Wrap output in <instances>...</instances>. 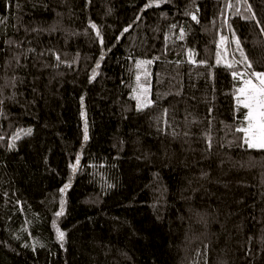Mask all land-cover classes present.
Here are the masks:
<instances>
[{
    "label": "trees",
    "instance_id": "obj_1",
    "mask_svg": "<svg viewBox=\"0 0 264 264\" xmlns=\"http://www.w3.org/2000/svg\"><path fill=\"white\" fill-rule=\"evenodd\" d=\"M148 3L0 0V264H264V152L240 146L225 66L235 33L264 71L242 18L264 25V0Z\"/></svg>",
    "mask_w": 264,
    "mask_h": 264
},
{
    "label": "snow or ice",
    "instance_id": "obj_2",
    "mask_svg": "<svg viewBox=\"0 0 264 264\" xmlns=\"http://www.w3.org/2000/svg\"><path fill=\"white\" fill-rule=\"evenodd\" d=\"M168 0H149V3L145 5V7L159 6L161 3H167ZM243 3L247 4V0H242ZM228 8H232L233 5L231 3L227 4ZM247 11L251 12V6L248 5ZM239 10H237V14ZM186 15H190L191 19L197 21V16L193 13H185ZM244 19H251L256 21V26L261 28V34H264V25H261L260 21L256 19L255 14L251 16L242 17ZM198 22V21H197ZM93 30H96L97 36L100 35L97 26L94 23H90L89 25ZM172 28H176L177 25H171ZM229 27H231L229 25ZM36 31V29H33ZM128 28L124 29V32H127ZM180 38L183 39V30H181ZM226 38L221 36V41H224ZM233 42L236 45V51L239 53V58L237 59L235 55L232 56L231 62L227 63L225 66L231 70V75L234 80L239 82V86L235 88L234 99L236 102L237 109H244L242 115L243 120L240 121L239 125L235 128V132L241 133L242 135L238 138L241 141L240 146L246 149H253L264 152V71H257L254 62L249 59L248 54H246L244 48L241 47V42L238 38L235 37V33H233ZM13 43V42H9ZM18 46V45H17ZM217 48H220V44H217ZM31 51V49H30ZM192 52L189 51V63H195L191 59ZM59 61V56L56 57ZM101 59H103V54L101 55ZM152 60H137L136 67L139 69L142 66L152 64ZM200 63H205L204 61H200ZM220 63V53L217 52V64ZM96 67L99 68V61H97ZM96 74V70L93 69V78ZM144 75L147 77L149 75L147 69L144 70ZM137 87L140 89L137 94V88L133 89L132 98L136 100L137 110L141 111L147 107L152 106L153 101L148 98L149 87L147 84H140V75L138 74L136 77ZM91 82V79H90ZM2 103V102H0ZM81 105L83 107V97L81 98ZM167 114V110L165 109V115ZM83 116V111L81 112ZM166 123V121H165ZM23 132L24 135H31L32 129H21L13 134L11 139L8 142L9 149L15 147V141L21 138L20 133ZM3 137H0L2 140ZM85 141L88 139L87 135V127L85 126ZM207 141L209 144V148H211V137H207ZM79 163V156H77V164ZM75 171V165H70ZM69 187V185H65L60 191L63 193L65 189ZM63 199L61 200V210L56 213V216H60L63 213ZM55 225V222H54ZM64 232L57 229V240L63 242L64 240ZM63 246V243H61Z\"/></svg>",
    "mask_w": 264,
    "mask_h": 264
},
{
    "label": "rangeland",
    "instance_id": "obj_3",
    "mask_svg": "<svg viewBox=\"0 0 264 264\" xmlns=\"http://www.w3.org/2000/svg\"><path fill=\"white\" fill-rule=\"evenodd\" d=\"M218 43L220 44V48L222 49L220 53V62L224 63L225 58L227 57V54L225 53V51L227 50V47L222 48V43L224 44V41H221V37L218 41ZM23 133L21 132L20 135H22Z\"/></svg>",
    "mask_w": 264,
    "mask_h": 264
}]
</instances>
